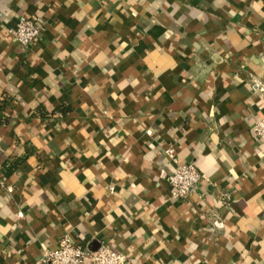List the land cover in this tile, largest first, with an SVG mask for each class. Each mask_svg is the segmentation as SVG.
<instances>
[{"label": "crops", "instance_id": "0c3cea01", "mask_svg": "<svg viewBox=\"0 0 264 264\" xmlns=\"http://www.w3.org/2000/svg\"><path fill=\"white\" fill-rule=\"evenodd\" d=\"M254 80L264 0H0V264L66 235L126 264H264ZM170 149L207 177L188 200Z\"/></svg>", "mask_w": 264, "mask_h": 264}, {"label": "built area", "instance_id": "2783aa9c", "mask_svg": "<svg viewBox=\"0 0 264 264\" xmlns=\"http://www.w3.org/2000/svg\"><path fill=\"white\" fill-rule=\"evenodd\" d=\"M43 26L39 19L23 17L12 30L15 41L24 51L29 50L40 38ZM253 91L264 93V85L260 81H252ZM256 138L264 142V117L255 123ZM167 157L175 168L169 177V184L175 191V196L181 200H188L199 188L204 180V175L194 165L179 163L173 149L166 151ZM127 258L109 247L102 245L97 250L89 251L77 244L68 235L64 236L56 249H47L43 252L39 264H126Z\"/></svg>", "mask_w": 264, "mask_h": 264}]
</instances>
